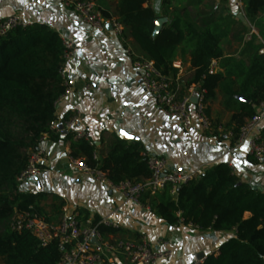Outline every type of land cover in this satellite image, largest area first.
I'll return each instance as SVG.
<instances>
[{
	"label": "trees",
	"instance_id": "trees-1",
	"mask_svg": "<svg viewBox=\"0 0 264 264\" xmlns=\"http://www.w3.org/2000/svg\"><path fill=\"white\" fill-rule=\"evenodd\" d=\"M87 1H95L105 17L121 23L122 37L132 39L133 55L154 61L163 73L176 77L174 62L189 61L193 75L187 84L200 83L206 90V114L213 134L220 137L231 132L233 142L238 139L241 127L264 101V53H260L264 43L254 34L240 54L225 55V45L231 40L243 42L249 31L236 15L210 0H161L160 11L151 0H117L113 9L104 0ZM243 3L247 21L264 38L259 20L264 0ZM161 16L167 21L154 35ZM214 58L219 59V68L210 73ZM65 63L63 39L47 25L20 24L0 36V264H57L63 255L57 241L43 246L29 230H13L11 224L20 212L49 223L62 219V198L22 191L17 178L44 134L53 140L60 137L50 123L57 119L56 103L65 91L61 75ZM219 95L221 107L230 113L228 123L211 114V104ZM261 135L264 139V127ZM66 139L73 159L98 168L115 185L145 184L151 177L149 155L140 142L116 136L107 144L103 140L93 146L74 139L70 131ZM170 189V185L156 193L145 189L140 204L171 226L192 224L203 231L234 232L203 264H264V190L241 182L224 162L182 184L176 195ZM48 200L50 212L45 209ZM86 218L78 212L79 222ZM99 221L95 218L92 224L102 235L114 231Z\"/></svg>",
	"mask_w": 264,
	"mask_h": 264
},
{
	"label": "crops",
	"instance_id": "crops-1",
	"mask_svg": "<svg viewBox=\"0 0 264 264\" xmlns=\"http://www.w3.org/2000/svg\"><path fill=\"white\" fill-rule=\"evenodd\" d=\"M104 1L111 9L117 2ZM210 1H215L216 6L221 4L239 19L243 14L244 19L240 20L249 28L243 42L231 40L225 45V55L240 54L245 41L254 34L258 36V42L264 43L258 28L246 19L244 3L240 7L239 0ZM150 3L160 11L161 0H151ZM14 16L30 25H47L62 39L67 37L75 42V55L65 63L64 69L76 79V86L71 95L57 104L58 120L65 121L72 114L79 113V127L89 131L97 146L103 140L105 144L109 143L116 136L132 143L140 142L148 155L162 156L173 170L194 172L227 163L241 182L264 190V164L257 163L250 154L247 140L236 144L228 133L218 137L203 131L199 125L186 129L179 121L164 115L155 95L144 90L134 70L131 38L124 39L109 25L105 32L94 30L73 9L62 8L59 0H40L39 3L37 0H0V20ZM159 18H165L163 23L167 21L166 17ZM259 20L264 26V12ZM76 33L83 39H78ZM214 60L219 68V59ZM190 68L189 61L182 63L176 76L183 94L188 93L189 86L194 84H187L193 75ZM220 102L221 95L211 104L212 117L228 123L230 113L221 107ZM262 127L264 122L259 129ZM121 129L136 139L125 138ZM60 132L57 140L41 141L40 147L45 153L41 173L20 184L22 191L59 196L65 202L62 213L65 207L76 217L78 212H83L87 216L83 223H93L95 218L107 219L110 224L106 226L113 227L114 231L103 236L110 241L139 240L145 236L155 250L165 254L154 264H193L201 253L206 258L217 254L221 245L234 236V232L203 231L192 224H167L150 208L129 200L122 191L111 189L77 170L71 162V142L66 139L69 131L63 129ZM50 203L51 200L45 202L48 212ZM114 257L118 264H131L121 254Z\"/></svg>",
	"mask_w": 264,
	"mask_h": 264
},
{
	"label": "built area",
	"instance_id": "built-area-1",
	"mask_svg": "<svg viewBox=\"0 0 264 264\" xmlns=\"http://www.w3.org/2000/svg\"><path fill=\"white\" fill-rule=\"evenodd\" d=\"M59 1L62 8L73 9L81 20L94 30L105 32L107 25H111L113 31L121 35V23L114 17H105L100 6L95 1ZM238 5L243 7V2L239 0ZM20 24L30 25L22 22L16 16L0 20V36ZM63 43L67 62L75 55V42L70 38L64 37ZM260 52L264 53V49H261ZM173 66L181 69L182 63L176 61ZM133 67L140 77L144 90L155 95L158 105L165 116L169 119L175 117L174 120L179 121L186 129L199 125L203 131L213 133V123L206 114V90L200 83L190 85L188 93L183 94L178 84V78L163 73L154 61L135 56ZM217 70L218 63L214 60L209 67V72L212 73ZM61 75L65 91L58 99L56 106L63 98L71 95L76 86V79L70 76L64 68ZM79 122V113H74L65 121L55 119L50 123V128L56 132L66 129L73 133L74 139H84L95 146L96 143L91 134L89 131L81 129L78 125ZM262 122H264V101L256 107L254 115L241 127L238 139L235 141L237 144L247 140L250 154L259 164H264V139L261 135L263 127L259 129ZM60 125H62V129L59 127ZM219 131L223 132L224 130L220 127ZM228 134L232 136L231 132H228ZM48 138L49 135L44 134L42 141ZM44 156L45 153L41 147L29 153L27 166L17 178L19 184L40 175ZM95 157H98L97 154ZM71 162L77 170L93 176L97 181L111 189L122 191L129 200L138 205H141L139 198L141 192L145 189L151 193H156L170 185L171 193L176 195L182 184L201 176L205 172L204 168H199L194 172L173 170L167 165L166 160L162 156L149 155L148 165L152 174L145 184H134L130 181H125L115 185L98 168H90L83 161L72 157ZM63 212L62 219L58 223H49L29 212H20L16 215L11 227L17 231L29 230L43 246L57 241L60 250L63 252L62 258L57 264H118L114 257L116 254L123 255L131 264H154L165 255L164 252L155 250L145 236L139 240L118 239L110 241L104 238L97 226H94L91 221L86 223L79 222L76 215L69 213L66 207ZM99 223L110 224L107 219H101ZM203 263L204 261L198 260L193 264Z\"/></svg>",
	"mask_w": 264,
	"mask_h": 264
},
{
	"label": "water",
	"instance_id": "water-1",
	"mask_svg": "<svg viewBox=\"0 0 264 264\" xmlns=\"http://www.w3.org/2000/svg\"><path fill=\"white\" fill-rule=\"evenodd\" d=\"M240 19H244V16H243V14L242 15H240ZM165 21V18H159V19H157V21H156V28H155V30H154V35H156L157 33H158V31H159V29L161 28V26H162V24H163V22ZM110 27H111V25H109ZM112 28V27H111ZM61 129H62V125H60L59 126ZM63 130V129H62ZM125 132V131H124ZM125 133H127V132H125ZM122 134V133H121ZM123 135V134H122ZM125 138H127V139H136V137L135 136H133V135H131V134H129V133H127V135H123ZM254 189H260V188H258V187H256V186H254L253 187ZM261 190V189H260ZM197 259L198 260H202V261H205V259H206V255L204 254V253H201L200 255H198V257H197Z\"/></svg>",
	"mask_w": 264,
	"mask_h": 264
},
{
	"label": "snow or ice",
	"instance_id": "snow-or-ice-1",
	"mask_svg": "<svg viewBox=\"0 0 264 264\" xmlns=\"http://www.w3.org/2000/svg\"><path fill=\"white\" fill-rule=\"evenodd\" d=\"M39 2H40V0H37V3H39ZM76 35H77V38H78V39H83V37H81V36L79 35V33H76ZM173 119H175V117H173ZM121 133H122L123 135H127V133H125V132L123 131V129H121ZM245 147H246V145H245ZM217 150H219V149H217ZM224 159H225V161H227L228 157L225 156ZM234 163H235V161H234ZM237 167H239V164H237Z\"/></svg>",
	"mask_w": 264,
	"mask_h": 264
}]
</instances>
